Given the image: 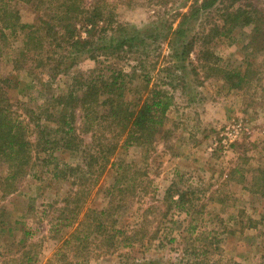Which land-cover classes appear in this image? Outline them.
<instances>
[{"label": "rangeland", "instance_id": "374dc122", "mask_svg": "<svg viewBox=\"0 0 264 264\" xmlns=\"http://www.w3.org/2000/svg\"><path fill=\"white\" fill-rule=\"evenodd\" d=\"M93 2L86 0L87 6ZM194 2L104 0L103 6L113 22L128 29H142L152 24L161 27L162 23L168 27L171 22L177 26V12H189ZM235 4L250 10L255 8L264 22V0H236ZM228 5L230 1L226 0L189 19L185 25L186 39L221 25L220 9ZM3 6L16 12L21 24H34L48 12L21 0H0V7ZM262 35L253 44L255 36L248 26L234 29L228 37L215 35L210 40L219 59L217 64L245 76L240 89H230L218 76L200 67L197 56L201 41L179 63L184 67L180 66L177 72L181 78L177 79L178 86L171 89L174 104L167 113L166 136L157 139L148 152L132 147L117 154V158L134 163L140 173L147 175V178L142 176L146 184L141 182L135 194L129 195L128 208L116 223V227L120 226L122 220L126 232L139 229V239L132 241L133 245H121L114 253L98 257H95L96 247L91 245L89 264H195L200 260L209 264H264V206L247 189L254 171L264 168V31ZM24 40L21 30L13 33L0 19V87L8 92L18 114L21 105L37 109L45 99L65 91L74 75L87 77L107 66L124 67V60L116 63L103 56L98 61L85 57L79 59L68 77L43 80L33 61L20 70L14 67L15 60L25 58L21 56ZM172 46V41H157L150 51V60H157L158 65L168 64L174 53ZM159 78L156 76L154 80ZM234 129L238 134L225 149L221 139L224 134L233 135ZM76 134L78 137L81 133L77 130ZM81 137L89 141V135L81 134ZM43 156L34 159L31 173L18 182L17 191L9 194L0 191V264L4 260L2 254L15 252L22 230L29 228L36 230L28 237V242L36 245L32 249L36 262L58 264L53 253L61 243L60 232L69 229L62 227L68 221L57 218L64 198L79 186L75 176L54 179V164L43 165ZM54 157L57 158L54 163L59 165H82L80 154L61 148ZM4 172L1 169L0 175ZM113 174V171L105 172L96 184L88 181L87 208L108 206L105 190L112 184ZM180 193L186 202L182 209L171 202ZM172 194L174 198L170 200ZM251 218L257 222L256 227L249 226ZM112 224L111 219L110 229ZM10 226L15 228L13 234L2 230ZM151 234L156 236L152 239Z\"/></svg>", "mask_w": 264, "mask_h": 264}, {"label": "trees", "instance_id": "16d2710c", "mask_svg": "<svg viewBox=\"0 0 264 264\" xmlns=\"http://www.w3.org/2000/svg\"><path fill=\"white\" fill-rule=\"evenodd\" d=\"M21 1L48 12L39 16L34 24H21L16 12L0 7L4 27L13 33L21 30L25 37V50L21 52L25 58L14 61L16 69L33 61L44 80L45 77H68L78 66L79 59L85 57L98 61V57L103 56L116 63L124 60L122 63L127 67L107 66L96 75H74L65 91L45 99L37 109L21 105V114L8 92L0 87V170L5 169L0 175V191L4 194L17 191L18 182L31 173L36 163L34 159L42 155L43 165L54 164V179L67 180L75 176L79 188L64 198L57 218L61 222L68 221L62 227L69 230L60 232L61 243L53 253V259L58 264H89L91 245L96 247L95 257H98L114 253L121 245H133L135 242L132 241L139 239V229L126 232L122 220L118 228L116 223L128 208L129 195L135 194L137 185L147 175L140 173L134 163L117 158V154L128 152L132 147L148 152L157 139L166 136L167 113L174 104L171 89L178 86L177 79L181 78L177 72L180 66L184 67L179 63H183L194 44L201 41L197 56L200 67L218 76L230 89H240L245 76L238 70L217 64L219 59L210 40L215 35L228 37L236 28L251 26L255 36L252 43H258L257 37L263 36L264 22L255 8L235 6L236 0H229L230 6L220 9L221 25L188 40L187 21L226 0H195L189 12H177V26L171 22L168 27L162 23L161 27L152 24L142 29H128L113 22L103 6L104 0H94L90 6L86 0ZM161 39L172 41L174 50L172 59L164 65L150 60V51ZM156 76L160 78L154 80ZM77 130L89 135V141L81 134L77 137ZM60 148L80 154L82 165L54 163L57 160L54 153ZM34 151L37 152L35 156ZM108 171L114 172L112 184L105 190L108 206L87 208L85 186L90 180L96 184ZM247 189L253 196H258L264 206V168L254 171ZM173 198L174 195H170V200ZM183 199L184 194L180 193L178 199L171 202L182 209L186 206ZM111 219L113 226L110 229ZM250 223V227H256L253 218ZM2 230L13 234L15 228L10 226ZM35 232L34 228L23 229L15 252L2 254L3 264H38L36 254L32 253L36 245L28 242V237ZM155 236L151 234L150 238ZM195 264L209 263L200 260Z\"/></svg>", "mask_w": 264, "mask_h": 264}, {"label": "built area", "instance_id": "2783aa9c", "mask_svg": "<svg viewBox=\"0 0 264 264\" xmlns=\"http://www.w3.org/2000/svg\"><path fill=\"white\" fill-rule=\"evenodd\" d=\"M232 132V134L233 135H223V138L221 139V143H222V145H223V147L225 148V149H227V148H229L230 146L229 145H231L233 142H234V139L236 138V136H237V134H238V130H231ZM232 137H234V138H232Z\"/></svg>", "mask_w": 264, "mask_h": 264}]
</instances>
